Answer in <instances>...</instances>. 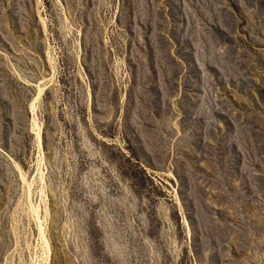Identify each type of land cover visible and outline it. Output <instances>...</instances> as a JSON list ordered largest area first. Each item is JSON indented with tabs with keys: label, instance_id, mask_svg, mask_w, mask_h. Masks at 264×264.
<instances>
[{
	"label": "rangeland",
	"instance_id": "1",
	"mask_svg": "<svg viewBox=\"0 0 264 264\" xmlns=\"http://www.w3.org/2000/svg\"><path fill=\"white\" fill-rule=\"evenodd\" d=\"M22 175L49 264H264V0H0V264Z\"/></svg>",
	"mask_w": 264,
	"mask_h": 264
},
{
	"label": "bare ground",
	"instance_id": "2",
	"mask_svg": "<svg viewBox=\"0 0 264 264\" xmlns=\"http://www.w3.org/2000/svg\"><path fill=\"white\" fill-rule=\"evenodd\" d=\"M39 86V85H38ZM42 86L40 85L39 86V92L37 94V97L33 99L32 103H31V110L33 112V115H34V111H35V102L38 101V99L40 98V96L42 95V92L43 90L45 89H42L41 88ZM42 97V96H41ZM33 127H39L37 122H36V117H33ZM34 130V129H33ZM38 140H39V144L41 143V134H40V129L38 130ZM22 180L25 184V186H27L28 188V206H29V209H30V212L33 214V217L35 219H37V228H38V242H37V248L38 246H41L43 249V254H40L37 252L35 258H34V264H40V262L43 260L45 261V264H49V258H50V253H51V248H50V244H49V240L47 238V235H46V226H45V223L48 221V210L46 209V215L43 216V214L41 213V210H40V206L41 204H38L37 202L34 201V196H32V185L34 183V181H30L28 179H26V176L25 175H22ZM43 187V186H42ZM32 189V190H31ZM41 192V197H42V200L45 198L44 195H45V191L43 189L40 190ZM41 242V244H40ZM39 249V248H38Z\"/></svg>",
	"mask_w": 264,
	"mask_h": 264
}]
</instances>
